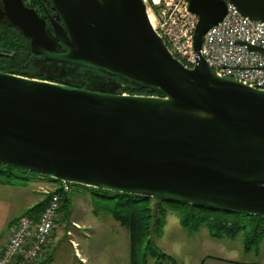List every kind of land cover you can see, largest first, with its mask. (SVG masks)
I'll list each match as a JSON object with an SVG mask.
<instances>
[{
    "label": "water",
    "instance_id": "95a60500",
    "mask_svg": "<svg viewBox=\"0 0 264 264\" xmlns=\"http://www.w3.org/2000/svg\"><path fill=\"white\" fill-rule=\"evenodd\" d=\"M51 2L61 21L51 20L52 33L20 0L5 2L7 20L33 54L163 95L109 93L0 71V165L264 218V89L216 75L199 52L226 2L264 23V0H188L198 17L199 58L192 66L152 28L146 0Z\"/></svg>",
    "mask_w": 264,
    "mask_h": 264
},
{
    "label": "trees",
    "instance_id": "16d2710c",
    "mask_svg": "<svg viewBox=\"0 0 264 264\" xmlns=\"http://www.w3.org/2000/svg\"><path fill=\"white\" fill-rule=\"evenodd\" d=\"M0 36L1 50L10 53H0V71L109 93L163 95L157 88L139 85L103 71L76 64L46 61L30 51L29 44L26 45L25 37L16 28L3 29ZM38 67L44 70H39ZM27 173L0 165V184L24 187L27 185V179L22 174ZM45 178L50 183H59L54 179ZM89 191L93 211L110 214L128 231L130 264H145L148 256L157 259L168 257L164 253L158 252L151 238L154 229L166 215L167 209L160 204L164 200L96 188H89ZM101 199L108 202H101ZM152 200H156L157 203L153 204ZM44 201L43 197L40 202L29 209L28 213L36 214L43 206ZM165 202L174 203L180 224L190 232L197 231L204 226L209 234L216 238L221 236L235 238L239 233H242L244 251L252 250L253 246L264 237V218L201 208L185 203ZM70 203L71 193L62 199L58 212L63 211L66 217L69 216L68 205Z\"/></svg>",
    "mask_w": 264,
    "mask_h": 264
},
{
    "label": "rangeland",
    "instance_id": "374dc122",
    "mask_svg": "<svg viewBox=\"0 0 264 264\" xmlns=\"http://www.w3.org/2000/svg\"><path fill=\"white\" fill-rule=\"evenodd\" d=\"M22 176L27 179L24 187L0 184V244L7 240L13 222L20 216L30 215L29 209L43 199L41 189L51 186L41 175L27 173ZM84 187L72 185L71 203L68 205L70 215L66 217L63 211L58 212L60 220L56 222L48 247L50 259L43 264H130L128 231L110 214L94 212L89 187ZM101 202L108 201L101 199ZM152 203L157 201L152 200ZM160 204L167 209L166 215L151 238L158 252L168 257L157 259L148 256L145 264H203L211 259L245 261L255 259L256 250L264 251V237L247 254L242 233L235 238H216L204 226L190 232L180 224L174 203L164 201ZM70 240L77 242L76 248ZM75 249L79 255L75 254Z\"/></svg>",
    "mask_w": 264,
    "mask_h": 264
},
{
    "label": "built area",
    "instance_id": "2783aa9c",
    "mask_svg": "<svg viewBox=\"0 0 264 264\" xmlns=\"http://www.w3.org/2000/svg\"><path fill=\"white\" fill-rule=\"evenodd\" d=\"M146 2L150 24L169 51L186 65H194L199 58L193 50L198 17L189 10L188 0ZM248 45L263 52L250 50ZM199 52L216 75L264 89V23L242 16L230 2H226L222 19L203 34ZM72 185L51 183L41 189L43 206L36 214L20 216L10 226L8 238L0 247V264H31L48 251L60 203L71 193Z\"/></svg>",
    "mask_w": 264,
    "mask_h": 264
},
{
    "label": "flooded vegetation",
    "instance_id": "af4514ba",
    "mask_svg": "<svg viewBox=\"0 0 264 264\" xmlns=\"http://www.w3.org/2000/svg\"><path fill=\"white\" fill-rule=\"evenodd\" d=\"M9 0H7L8 2ZM14 3V0H12ZM24 5L25 9L34 12L38 17L45 20L47 33H52L51 20H57V13L54 11L51 0H20ZM6 0H0V33L3 29H15L11 23L7 20ZM59 21V20H57ZM61 23V21H59ZM51 36V35H50ZM1 37V36H0ZM26 39V38H25ZM26 45H28V40L26 39ZM2 47L0 46V49Z\"/></svg>",
    "mask_w": 264,
    "mask_h": 264
},
{
    "label": "crops",
    "instance_id": "0c3cea01",
    "mask_svg": "<svg viewBox=\"0 0 264 264\" xmlns=\"http://www.w3.org/2000/svg\"><path fill=\"white\" fill-rule=\"evenodd\" d=\"M58 220H59V216H58L57 221ZM8 235H9V232L7 234V238H8ZM72 241L73 240H70L71 244L73 245V243H74L75 246L74 245L73 246L76 248L77 247V242H75V241L72 242ZM4 243L0 244V247H2ZM74 252H75V254L79 255V252L77 251V249H75ZM245 252H247V254H248V253L251 252V250L245 251ZM254 254H255V257H256L255 259H249V260H245V261L226 260V259H225V261H220V260H224V259H211V260H205L203 262V264H264V251L263 250H256L254 252ZM47 259H50L49 250L42 257H40L39 259H37L36 261H34L31 264H43ZM80 259L84 261V258L81 257Z\"/></svg>",
    "mask_w": 264,
    "mask_h": 264
}]
</instances>
